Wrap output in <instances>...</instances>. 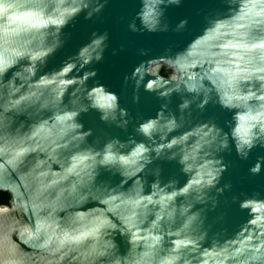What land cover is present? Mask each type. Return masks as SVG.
<instances>
[{
  "label": "clouds",
  "instance_id": "1",
  "mask_svg": "<svg viewBox=\"0 0 264 264\" xmlns=\"http://www.w3.org/2000/svg\"><path fill=\"white\" fill-rule=\"evenodd\" d=\"M108 2L0 0V175L21 190L0 199V264H264V184L233 191L230 181L220 183L228 167L221 153L234 148L248 160L264 148V0H219L220 7L200 10L201 29L158 56L137 47L146 59L124 82L134 101L143 89L161 98L160 108L136 117V135L89 141L93 129L81 113L95 109L125 130L133 119L118 94L94 79L91 65L104 59L108 31L93 30L58 68H45L70 35L66 26L81 13L99 16ZM183 2L138 0L121 19L134 34L190 32L189 17L173 22L167 14ZM158 57L173 61L164 85L139 76ZM173 93L178 115L169 108ZM209 102L231 112L227 130L213 118L193 123V107L203 111ZM158 160H176L186 181L162 183ZM262 170L264 155H257L248 172ZM102 172L121 179L100 180ZM149 174L155 179L146 195L139 186H148ZM122 181L139 190L122 191ZM226 190L240 214L234 221L217 212Z\"/></svg>",
  "mask_w": 264,
  "mask_h": 264
},
{
  "label": "water",
  "instance_id": "2",
  "mask_svg": "<svg viewBox=\"0 0 264 264\" xmlns=\"http://www.w3.org/2000/svg\"><path fill=\"white\" fill-rule=\"evenodd\" d=\"M219 0H184L183 4L179 7H171L168 9V16L173 22L178 19L187 16L189 17V29L190 32L182 34L177 33H142L134 34L130 33L126 29V24L121 17L130 18L132 14L138 8V0H109L105 5L99 16H94L92 19H85L84 14L81 13L76 17L64 31L70 33L67 37L64 45L59 48L49 59L45 70H51L58 68L62 61L77 51V49L84 43H86L93 30L103 32L105 30L109 33V46L105 50L104 59L100 62L94 63L91 67L97 70L96 78L100 83L105 84L109 90L114 91L119 96L121 106L126 107L129 111V115L133 117L130 121L128 128L121 129L115 125H110L100 120L99 113L95 109H90L88 112L81 113L79 119L83 122L85 129L92 128L93 134L88 139L91 141L95 136L102 138H109L112 136H119L122 139H126L129 134H135L134 124L137 122L136 117L147 118L149 116H155L157 110L160 108L162 100L154 93L146 92L141 89L140 100H133V89L131 83L125 84L124 74L129 72L132 66L138 63L145 57H141L137 54V47H149L152 51L149 56H158L161 54L162 49L167 44L174 46H180L191 35L192 32L199 31L203 25L202 11H207L212 8L220 7ZM127 41L128 47L124 50L117 51L113 54V49L119 48V45ZM171 59L165 57H158L156 59L149 60L148 66L145 68L141 66L139 70V76L143 78L145 72L150 76L156 77L157 82L161 85L167 83L165 76L167 75L169 68L168 65L172 64ZM162 68H165L166 73L162 72ZM173 79L175 75L173 74ZM92 83V80L89 81ZM180 102V96L177 93H173L169 108L179 114L177 105ZM193 123L197 120H207L213 118L219 125H222L227 130L226 120L231 118V112L221 108L218 104L209 102L203 111L195 109L193 107L192 112ZM179 131V130H177ZM176 135V132L172 133ZM137 139L142 137L137 136ZM190 144L195 143V136L190 138ZM224 157L225 163L228 164L227 169L222 175L220 183L225 181L232 183V190L237 191L241 188L248 189L260 184H264V170L258 176H252L248 172L249 165L254 162L257 155H264V148H254L250 153L248 160H241L233 148L232 151H225L221 153ZM159 165L161 182H166L169 179L176 178L179 184L182 185L187 176L180 171V165L176 160H158L154 162ZM57 167V165H54ZM100 180L109 181L111 184L119 183L121 177L119 175H112L108 172H102ZM129 178H125L127 181ZM155 179V176L149 174L148 186L141 183L139 188H145L146 191L143 194L150 195V183ZM122 191H131L137 189L135 182L125 184L121 182ZM0 191L8 192L12 197L20 195V189L16 187V184L12 182L7 174L0 175ZM102 194V190L97 189L94 195L99 196ZM10 198V199H11ZM221 203L217 209L219 211H227L231 220L239 218L240 214L235 205L230 202V192L225 191L224 195L220 198ZM210 218L215 216L216 213H210Z\"/></svg>",
  "mask_w": 264,
  "mask_h": 264
},
{
  "label": "trees",
  "instance_id": "3",
  "mask_svg": "<svg viewBox=\"0 0 264 264\" xmlns=\"http://www.w3.org/2000/svg\"><path fill=\"white\" fill-rule=\"evenodd\" d=\"M163 73H166L165 69H162ZM11 195L8 192L0 191V199L9 200Z\"/></svg>",
  "mask_w": 264,
  "mask_h": 264
},
{
  "label": "rangeland",
  "instance_id": "4",
  "mask_svg": "<svg viewBox=\"0 0 264 264\" xmlns=\"http://www.w3.org/2000/svg\"><path fill=\"white\" fill-rule=\"evenodd\" d=\"M162 69H165V68H162Z\"/></svg>",
  "mask_w": 264,
  "mask_h": 264
}]
</instances>
